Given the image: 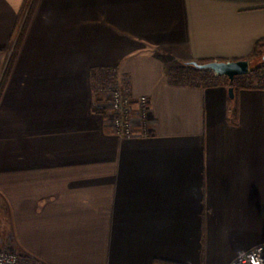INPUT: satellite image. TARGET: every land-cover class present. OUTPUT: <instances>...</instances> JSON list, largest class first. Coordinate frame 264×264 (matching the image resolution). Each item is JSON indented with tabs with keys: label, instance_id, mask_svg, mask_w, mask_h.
<instances>
[{
	"label": "crops",
	"instance_id": "obj_1",
	"mask_svg": "<svg viewBox=\"0 0 264 264\" xmlns=\"http://www.w3.org/2000/svg\"><path fill=\"white\" fill-rule=\"evenodd\" d=\"M31 2L0 0V80ZM258 42L264 0H37L0 99L19 245L46 264H230L264 242V89L168 76ZM93 68L127 78L132 135L96 105Z\"/></svg>",
	"mask_w": 264,
	"mask_h": 264
},
{
	"label": "trees",
	"instance_id": "obj_2",
	"mask_svg": "<svg viewBox=\"0 0 264 264\" xmlns=\"http://www.w3.org/2000/svg\"><path fill=\"white\" fill-rule=\"evenodd\" d=\"M36 2L37 0H32L31 2L29 12L22 25L19 37L17 38L14 44V48L12 50L11 56L9 58V61L3 73V76L0 80V99L2 97L3 91L9 79V76L11 74L15 58L17 56V53L20 48L23 37L26 33V30L29 25L30 18H31ZM259 48H260V42H258L255 45L254 50L250 54L249 57L241 58V59H248L251 62V60L257 56ZM261 54H259V56ZM263 55H262V61L260 65L256 67V69L251 70V72L245 75L236 76L233 81H230L229 79H227L225 83L221 80V77H222L221 75H216L213 71L208 70V69L197 68L194 65V62L206 63V62L213 61V59L190 61V62L182 63V65H180L177 68H171L168 73V76L171 82L176 83V84H181V85L212 87V86H217L221 84H226L228 88L230 86H233L235 92L239 89H244V88L264 89V58H263ZM219 61H225V60H219ZM115 70L117 69L116 68H93L92 69V72H91L92 88H93L95 96H97L100 93L101 91L100 87L111 80L110 76L111 74L113 75L112 72H114ZM94 110L103 112V110L96 108V107H94ZM22 259L23 261L21 264H37L36 258H32L26 255ZM154 264H175V263L156 260Z\"/></svg>",
	"mask_w": 264,
	"mask_h": 264
},
{
	"label": "built area",
	"instance_id": "obj_3",
	"mask_svg": "<svg viewBox=\"0 0 264 264\" xmlns=\"http://www.w3.org/2000/svg\"><path fill=\"white\" fill-rule=\"evenodd\" d=\"M112 73L111 80L100 87L102 92H108L112 100L108 120L118 134L130 136L133 133L131 120L133 100L130 86L127 78L119 71L115 70ZM139 102L141 115L145 118L149 109L148 99L142 96ZM0 264H19V260L15 253L0 250ZM230 264H264V242L240 253Z\"/></svg>",
	"mask_w": 264,
	"mask_h": 264
},
{
	"label": "rangeland",
	"instance_id": "obj_4",
	"mask_svg": "<svg viewBox=\"0 0 264 264\" xmlns=\"http://www.w3.org/2000/svg\"><path fill=\"white\" fill-rule=\"evenodd\" d=\"M262 53V54H261ZM264 53V43L260 45V48L258 49L257 56L251 60L250 62V71L256 69L262 61V55ZM259 54H261L259 56ZM182 65V64H181ZM248 72V73H249ZM222 80V78H221ZM227 80H223L225 83ZM100 97L102 104L96 103L97 106H102L105 107L107 106L106 109L109 110V112H103L107 115L106 117H110L111 111H110V106H111V98L108 92L100 91V93L97 95ZM105 109V108H104ZM0 250L7 251V252H12L15 253L18 257L19 264L22 263L23 257L24 256H29L32 258L37 259V264H46L44 261L40 260L39 258L33 256L31 253L28 251L24 250L19 243L16 241L14 232H13V225H12V216H11V205L10 201L5 197V195L1 194L0 192Z\"/></svg>",
	"mask_w": 264,
	"mask_h": 264
},
{
	"label": "water",
	"instance_id": "obj_5",
	"mask_svg": "<svg viewBox=\"0 0 264 264\" xmlns=\"http://www.w3.org/2000/svg\"><path fill=\"white\" fill-rule=\"evenodd\" d=\"M194 65L200 69L211 70L216 75L225 76L230 81H233L236 76L245 75L250 71V61L248 59H236L229 61L213 60L206 63L194 62ZM228 91L230 97L234 98V87L230 86Z\"/></svg>",
	"mask_w": 264,
	"mask_h": 264
}]
</instances>
